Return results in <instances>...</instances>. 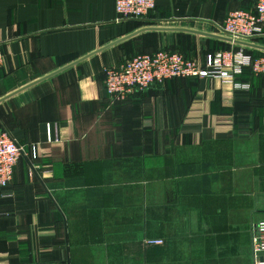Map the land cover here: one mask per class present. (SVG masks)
Returning <instances> with one entry per match:
<instances>
[{"label":"crops","instance_id":"crops-1","mask_svg":"<svg viewBox=\"0 0 264 264\" xmlns=\"http://www.w3.org/2000/svg\"><path fill=\"white\" fill-rule=\"evenodd\" d=\"M255 1L155 0L148 18L119 21L115 0H0V131L23 150L0 191V264H253L264 77L239 76L247 92L172 78L110 105L104 70L158 49L228 50L157 29L223 36Z\"/></svg>","mask_w":264,"mask_h":264},{"label":"built area","instance_id":"built-area-1","mask_svg":"<svg viewBox=\"0 0 264 264\" xmlns=\"http://www.w3.org/2000/svg\"><path fill=\"white\" fill-rule=\"evenodd\" d=\"M155 0H115L117 20H143L154 11ZM218 32L232 40L251 43L264 36V0H256L251 9L230 11ZM246 46L231 44L228 50L207 54L203 58H186L175 51L158 49L152 54H135L118 67L104 70V92L110 105L125 101L135 91H143L154 83L162 84L172 78H215L233 86L239 92L249 90L248 83L236 78L244 69L255 76L264 77V56L252 57ZM2 51L0 45V64ZM23 154L20 147L6 131H0V191L12 179L13 168ZM35 157V153H32ZM148 243H160L148 241ZM253 264L264 263V220L251 226Z\"/></svg>","mask_w":264,"mask_h":264},{"label":"water","instance_id":"water-1","mask_svg":"<svg viewBox=\"0 0 264 264\" xmlns=\"http://www.w3.org/2000/svg\"><path fill=\"white\" fill-rule=\"evenodd\" d=\"M157 30L183 31V32L193 33V34H196V35H201V36H204V37L218 39V40L230 43V44H240V45H243V46H249L251 48L259 49V50L264 51V47L263 46L250 44V43H242V42H238V41L232 40V39H230L228 37H225V36L215 35V34H211V33H203V32H199V31H195V30L180 29V28H176V29H157Z\"/></svg>","mask_w":264,"mask_h":264},{"label":"trees","instance_id":"trees-1","mask_svg":"<svg viewBox=\"0 0 264 264\" xmlns=\"http://www.w3.org/2000/svg\"><path fill=\"white\" fill-rule=\"evenodd\" d=\"M227 49V48H226ZM246 53H248L249 55H251L252 57H257V56H259V55H253V54H251L250 52H246ZM209 54H213V52H211V53H209ZM245 72H247V73H249V74H252L251 73V71L249 70V69H244L243 71H242V73L239 75V76H241L242 74H244ZM238 76V77H239ZM238 77L236 78V79H238Z\"/></svg>","mask_w":264,"mask_h":264},{"label":"rangeland","instance_id":"rangeland-1","mask_svg":"<svg viewBox=\"0 0 264 264\" xmlns=\"http://www.w3.org/2000/svg\"><path fill=\"white\" fill-rule=\"evenodd\" d=\"M171 51L179 52V53L185 55L180 49H174V50H171ZM190 58H191V57H190Z\"/></svg>","mask_w":264,"mask_h":264}]
</instances>
